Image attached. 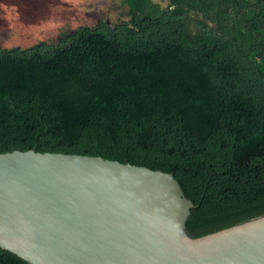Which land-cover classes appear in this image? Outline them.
<instances>
[{
  "label": "trees",
  "instance_id": "16d2710c",
  "mask_svg": "<svg viewBox=\"0 0 264 264\" xmlns=\"http://www.w3.org/2000/svg\"><path fill=\"white\" fill-rule=\"evenodd\" d=\"M166 1L0 45V154L171 174L195 239L264 216V0ZM0 264L29 263L0 248Z\"/></svg>",
  "mask_w": 264,
  "mask_h": 264
},
{
  "label": "water",
  "instance_id": "95a60500",
  "mask_svg": "<svg viewBox=\"0 0 264 264\" xmlns=\"http://www.w3.org/2000/svg\"><path fill=\"white\" fill-rule=\"evenodd\" d=\"M171 174L101 157L0 154V248L29 264H264V216L200 238Z\"/></svg>",
  "mask_w": 264,
  "mask_h": 264
},
{
  "label": "rangeland",
  "instance_id": "374dc122",
  "mask_svg": "<svg viewBox=\"0 0 264 264\" xmlns=\"http://www.w3.org/2000/svg\"><path fill=\"white\" fill-rule=\"evenodd\" d=\"M163 7L166 0H151ZM145 0H0V45L29 46L55 42L60 34L98 20L116 23ZM198 29L196 24L190 26Z\"/></svg>",
  "mask_w": 264,
  "mask_h": 264
},
{
  "label": "flooded vegetation",
  "instance_id": "af4514ba",
  "mask_svg": "<svg viewBox=\"0 0 264 264\" xmlns=\"http://www.w3.org/2000/svg\"><path fill=\"white\" fill-rule=\"evenodd\" d=\"M58 40H59V37H58Z\"/></svg>",
  "mask_w": 264,
  "mask_h": 264
}]
</instances>
